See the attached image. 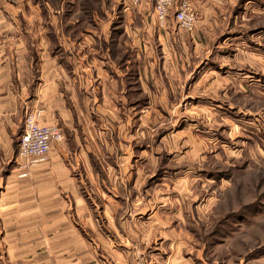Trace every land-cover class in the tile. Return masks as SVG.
<instances>
[{
    "label": "rangeland",
    "instance_id": "374dc122",
    "mask_svg": "<svg viewBox=\"0 0 264 264\" xmlns=\"http://www.w3.org/2000/svg\"><path fill=\"white\" fill-rule=\"evenodd\" d=\"M189 1L196 23L205 28L194 32L173 20L180 34L191 37L194 32L196 38L193 47L172 40L186 63L164 61L168 54L155 37L142 48L144 57L140 55L148 71L162 73L163 81L170 82L173 93L160 95L154 88L149 108L131 111V124L141 120L132 129L131 156L123 158L126 151L118 149L100 163L116 174H98L105 192L121 205L115 218L142 220L132 223L142 226L141 232L137 238L115 235L104 214L109 210L99 202L94 215L109 237L98 240L99 246L120 252L129 248L131 264H177L179 259L191 264H264V0ZM137 4L150 12L153 7L152 0H0V46L17 38L40 40L32 25L69 17L106 21V9L114 13V21L129 22L127 31L134 38L137 30L131 26L139 23V15L132 9ZM57 32L52 27L48 31L54 34V51L59 47ZM141 136L139 147L135 140ZM13 147L17 153L18 146ZM17 158L19 162L6 166L24 169V161ZM159 251L163 253L154 254ZM99 257L106 263L111 259L105 251Z\"/></svg>",
    "mask_w": 264,
    "mask_h": 264
},
{
    "label": "crops",
    "instance_id": "0c3cea01",
    "mask_svg": "<svg viewBox=\"0 0 264 264\" xmlns=\"http://www.w3.org/2000/svg\"><path fill=\"white\" fill-rule=\"evenodd\" d=\"M151 9L141 4L132 9L139 15V23L131 26L137 30L134 38L127 31L129 22L114 21V13L106 9V21H69V17L66 22L32 25L40 40L17 38L0 46V264H131L129 248L120 252L110 245L99 246L98 240L109 238L94 215L99 202L106 204V221L118 237L129 233L137 238L142 227L132 224L142 220L115 218L121 205L105 192L109 191L99 175L116 174L107 163H100L118 149L129 158L134 149L132 129L141 126L140 118L131 124V111L149 108L154 88L160 95L174 91L162 73L148 71L146 59L140 57L142 48L155 37L168 54L164 61L186 63L172 40L193 47V33L205 28L197 21L191 37L180 34L171 18L159 26ZM51 27L58 31L57 51L50 47ZM27 108L40 112L41 123L58 126L63 139L52 143L47 159L35 167L6 166L20 160L13 146H18ZM143 137L135 140L139 147ZM125 186L131 189L129 182ZM101 251L111 256L107 263L100 260ZM177 264L191 263L179 259Z\"/></svg>",
    "mask_w": 264,
    "mask_h": 264
},
{
    "label": "built area",
    "instance_id": "2783aa9c",
    "mask_svg": "<svg viewBox=\"0 0 264 264\" xmlns=\"http://www.w3.org/2000/svg\"><path fill=\"white\" fill-rule=\"evenodd\" d=\"M153 13L159 26H165L173 19L181 28L192 30L195 27L197 13L189 0H152ZM62 139V131L56 125L40 122V112L25 114L22 130L19 134L17 155L30 168L43 161L53 142Z\"/></svg>",
    "mask_w": 264,
    "mask_h": 264
}]
</instances>
